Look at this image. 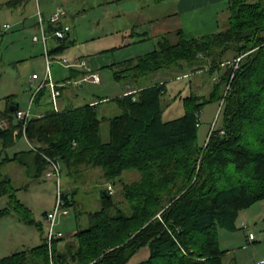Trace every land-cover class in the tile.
Returning <instances> with one entry per match:
<instances>
[{
    "label": "trees",
    "instance_id": "16d2710c",
    "mask_svg": "<svg viewBox=\"0 0 264 264\" xmlns=\"http://www.w3.org/2000/svg\"><path fill=\"white\" fill-rule=\"evenodd\" d=\"M226 13L216 32L185 39L177 31L176 40L163 33L152 51L115 67L110 64L114 77L130 81L133 92L45 110L41 116L33 113L25 131L36 150L0 158V174L4 162L30 154L36 168L33 175L40 176L46 168L43 154L62 162L69 173L83 166L98 167L106 183L121 184L127 206L107 187L101 188L100 206L88 212L89 225L66 241L62 237L53 242L55 264H127L144 246L148 257L133 264H224L227 250L219 247L218 230H236L239 211L264 201V0H228ZM64 24L62 18L47 21L46 31L51 34ZM69 33L50 44L51 55L74 43ZM229 50L233 58L243 54L237 68L225 59ZM174 68L186 77L209 73L211 90L198 94L190 85L187 95L178 91L174 97L182 100L183 113L164 119L170 100L167 81L144 84L141 79ZM216 71L219 80L214 82ZM83 74L70 68L67 78L80 79ZM109 100L118 111L100 116V102ZM217 100H223L221 123L199 145L201 110ZM7 112L13 113L9 108ZM103 121L108 123L106 140L101 136ZM20 137L22 123L10 117L9 125L0 128L1 150ZM130 169L138 176L127 183L121 175ZM9 181L0 180V196L15 201L12 211L22 213L25 223L40 225L30 209L19 208L17 188ZM64 196L70 206L69 193ZM10 211L0 209V216ZM60 241L62 247L57 246ZM0 264H50L47 243L42 239L38 245L0 257Z\"/></svg>",
    "mask_w": 264,
    "mask_h": 264
},
{
    "label": "rangeland",
    "instance_id": "374dc122",
    "mask_svg": "<svg viewBox=\"0 0 264 264\" xmlns=\"http://www.w3.org/2000/svg\"><path fill=\"white\" fill-rule=\"evenodd\" d=\"M27 1L36 2V0H26L24 5L18 6V8L26 7V16L30 12L29 7L34 4L32 2V4L26 6ZM37 1L41 7L40 11L47 19L53 12L56 3L59 2L66 7L67 21L72 31L77 32L76 36L71 35V37L75 38L73 45H78V49L88 59V66L96 70L100 75V83L96 84L86 81L84 82V87L74 85L71 82L73 79L67 78L69 76L67 67L59 59L52 58L50 61L51 80L58 82L66 79L71 80L69 82L65 81L66 85H64L58 98V108L78 106L93 99L102 102L101 98L107 97V99H110L121 94L123 89L125 90L129 86L127 84H130V88L133 87V84L129 83L130 81L128 80H117L109 65L113 64L115 67L119 62L124 61V59L129 57L135 58L137 55L156 47L157 39L155 38L149 39L145 44H129L126 47L119 46L122 41V35L117 34V30L119 28L123 29L128 25L130 26L133 23L134 9L136 7L134 5L135 1L119 2L117 0L116 4H113L116 0ZM0 2L2 1L0 0ZM5 10L7 9L4 6L0 7V110L4 107L3 97L9 94H14L12 96L13 100L18 102L20 108H26L33 88L37 84L35 80L30 79L31 73L35 72L43 76L45 71V57L40 53V49L42 53H44V50L42 45L33 43L32 41L30 25L33 20L35 21V18L24 19V24L17 25L13 14L8 15ZM35 11L37 19V9ZM5 22L9 23L10 26L12 25V27L6 30L3 29L2 24ZM36 45L39 46L38 49H34ZM36 50L38 51L35 52ZM71 51L73 50L69 52L71 53ZM69 52L65 53L64 56L66 58L70 57ZM233 54L234 52L229 50L225 55V59L231 61ZM242 56L243 54L235 58L240 57L241 59ZM231 64L235 68L233 62ZM168 71H171L173 75L181 73V70L178 68L167 69V71L160 70L141 79L144 84L159 81V78H164L163 81H167L168 90L166 96L170 100L167 101L168 104L165 106L163 112L164 119L177 117L183 113L182 100L179 97H174L178 91H181L182 95H187L191 89L190 85H193L194 91L198 94L207 95L211 90L209 81L212 76L209 73L204 71L195 72L179 80H173L166 79L163 76L162 72L169 75L170 72ZM215 77L216 80L214 82L219 80V72L216 71ZM50 99L49 94L46 92L41 98V105L38 106L37 103H32V109H53V103ZM222 101H213L203 106L197 131V142L199 145H203L207 136L211 133V122L216 116L218 118L215 127L221 123L222 111L221 108L219 111L218 109ZM101 102L98 106L100 116L113 115L118 111V106L114 101ZM107 135L108 123L107 121H103L101 123L102 139L106 140ZM29 148V143L23 137H20L16 139L6 152L12 155L15 151H26ZM2 154L0 148V158H2ZM1 171L0 180H7V178L11 177L9 183L17 188L15 196L21 203L19 208H33L34 211L33 213L31 212V215L40 224L37 226L27 224L24 221L22 223H16L15 220L11 221L13 217L17 218V216L20 219L22 213L12 212V208L14 205L16 206V203L10 196H0V208H4V206L9 207L11 209L9 213L12 212L13 214L0 219V256L3 257L4 255H9L11 250L14 252L25 249L29 238L33 236L39 238L41 231L44 232L45 223L41 213L44 210L52 208L54 205L55 183L52 178H46L44 173L40 176L27 174L25 168L16 161L4 162L1 166ZM61 171L63 187L67 189H75L76 187L72 203L69 206L70 212L66 217L61 218L59 225H57V229L59 228L63 232L65 241L71 237L75 230L86 228L89 225L88 212L97 210L100 206L101 188L107 187L109 190L111 187L114 199L120 200L122 206H127L122 197L121 184L106 183L100 168L83 166L78 171L75 168L69 173L61 162ZM137 176L138 171L130 169L122 172L121 178L124 182L130 183ZM236 225L237 229L234 231L222 228L218 230L219 247L227 250L223 256L224 264H264V201L255 202L249 207L240 210L236 217ZM6 231L7 233L5 234ZM249 233L254 235L253 239H248ZM22 237H24L23 244L19 243L15 246L12 243L10 244V248L4 245L6 241H17L18 238L20 240ZM3 246L7 249L6 251Z\"/></svg>",
    "mask_w": 264,
    "mask_h": 264
},
{
    "label": "crops",
    "instance_id": "0c3cea01",
    "mask_svg": "<svg viewBox=\"0 0 264 264\" xmlns=\"http://www.w3.org/2000/svg\"><path fill=\"white\" fill-rule=\"evenodd\" d=\"M2 2H0V7L4 6L7 10L6 13L8 15H12L14 19L16 20V24L20 25L21 23L24 24V19H28L31 17L35 18V21L33 20L32 24L30 25V31L33 34L37 33V29H38V22L36 19V9H41L38 1H32L34 4H32L31 1H27V5L32 4V6L29 7L30 12L29 14L26 16L25 14V8H18L19 5H24L26 0H1ZM15 1V2H13ZM129 1H135L136 7L134 9V21L133 23L129 26H126L125 28H119L117 30V34H121L122 35V41L120 43L119 46L123 47L126 45H137V44H145L149 41V39L151 38H155L157 39V37L163 33H169L171 34V38L176 40L177 36L175 35V33L177 31H181L182 36L185 39H190L192 37H196V36H202V35H207L213 32H216L219 27L220 24L223 23V19L226 17L227 15V6H228V0H119V2H129ZM117 0L113 3L116 4ZM57 4H61V3H56ZM55 5V6H56ZM62 5V4H61ZM63 6V5H62ZM55 8V7H54ZM65 10V15L62 17V20H64L65 23L69 24L67 21V9L66 7H64ZM16 9V10H15ZM43 15V13H42ZM48 15V14H47ZM45 18V15H43ZM47 17V16H46ZM47 19V18H45ZM45 22H47V20H45ZM5 24H9L7 22L2 24V28L3 29H8L9 27L11 28L12 25L8 28H5L4 25ZM45 25L47 26V23H45ZM14 26V25H13ZM71 27V26H70ZM77 32H73L72 28L70 29V33L68 36V39H72L73 41L75 40L74 37H71V35L73 34V36H76ZM33 41V40H32ZM33 43H37L40 44L39 42H33ZM55 40L52 38H49V40L47 41V47L49 49L50 44H54ZM78 45H70L69 47L65 48L62 52L58 53V54H54L52 55L53 58H61V57H65V53L70 50L71 53L70 57L67 58V60L69 61V63H77V62H81L84 61L85 63H87L88 65V59L86 58L85 54L83 52H81L78 47ZM38 45L34 46V49H38ZM103 47V46H102ZM41 48V47H40ZM101 48V47H100ZM153 49L149 50L152 51ZM38 50H36L35 52H37ZM149 51H146L140 55H143ZM40 53L44 55V53H42V50L40 49ZM139 56V55H137ZM233 57V55H232ZM66 58V57H65ZM134 58V57H133ZM127 59H131L130 57ZM124 59V60H127ZM234 59V58H233ZM123 61V60H122ZM121 61V62H122ZM67 69L69 70L70 68H74L76 70H80L84 73V71L76 66H66ZM92 72H95L99 75V73L96 70H93L91 68ZM171 70V69H168ZM46 71V70H45ZM45 71L43 73V76H40L39 74L38 77L35 80V82L38 84L40 82V80H42L45 76ZM51 71V70H50ZM162 71V70H161ZM163 71H167V70H163ZM170 72V76L166 75L165 72H162L163 76H165L166 79H173V80H179L183 77H186V74L184 73V71H181V73H176V74H172L171 71ZM33 73V72H32ZM31 73V74H32ZM100 77V75H99ZM31 79V78H30ZM150 79V78H149ZM148 79V80H149ZM77 79L71 81L74 82ZM159 82L163 81L164 78H159L158 79ZM58 82V81H57ZM58 83H62L64 85H66V82L64 80L58 82ZM80 84H83L80 87H84V82L81 81L79 82ZM79 83L77 84L79 86ZM100 83V81L98 82ZM150 83H153L150 82ZM97 84V83H96ZM127 87V89H133L134 87L130 88V84ZM127 89H123V91L121 92V94H124V92ZM43 92L39 94V99L37 102H33V103H37L38 106L41 105V98L44 96V94L47 92L49 94V97L51 98V92L50 89L48 87H44L42 88ZM62 91V90H60ZM32 94V93H31ZM61 95V94H60ZM120 95V94H119ZM14 94H9L3 97L4 100V107L0 110V128L4 129L9 125L10 122V117L11 120H13L14 122L17 121L14 115V111H12L10 109L11 105H15L16 104L19 106L17 101L13 100ZM31 98V96H30ZM107 98V97H104ZM51 100V99H50ZM8 108L13 112L11 114V116L8 114L7 110ZM33 113L38 114V113H42L45 111V109H39V110H35L32 109ZM12 146V145H11ZM9 146V147H11ZM9 147L3 148L2 149V157L3 156H12L9 155L6 150L9 149ZM19 159V161L17 160H10V161H16L19 164H21L24 168L25 171L27 172V174H31L33 175L34 172L36 171L34 162H33V157L28 154L26 155H18L17 156ZM10 161H6L10 162ZM23 162H26L27 164H24ZM2 166V165H1ZM100 171V170H99ZM2 173V171H1ZM9 179L11 180V177H9ZM70 195L71 197V201L73 200V196L76 190L73 188H64ZM16 194V193H15ZM2 196H8V195H2ZM5 207V206H4ZM3 207H1L0 209H2ZM28 209H30V211L33 213V208L29 207ZM14 212V211H12ZM11 213L7 214V215H1L0 219L4 218L5 216H9V215H13ZM41 215L43 216V220H44V215H43V211L41 213ZM12 220H15L16 223L18 222H23V220L20 218L19 216H17V218H12ZM10 221V220H9ZM5 222H7V220H5ZM7 233V231L5 232V234ZM24 237H22L20 240L18 238L17 241H11V242H5V246L10 248V244H14L15 246L19 243L23 244L22 241ZM42 239H44V232H42L40 234V237L38 238L37 236H33L32 238H29V241L26 242V248L28 249L32 246L38 245L39 243L42 242ZM27 240V238H26ZM64 244L63 241H60L57 243V246L62 247ZM4 248V246H3ZM5 251L7 250L6 248H4ZM23 250V249H22ZM13 253V251H10ZM16 252V251H14ZM149 255V250L146 246L141 247L128 261L127 264H133L136 262H139L141 260H144L148 257ZM5 256V255H4ZM2 257V256H0Z\"/></svg>",
    "mask_w": 264,
    "mask_h": 264
},
{
    "label": "built area",
    "instance_id": "2783aa9c",
    "mask_svg": "<svg viewBox=\"0 0 264 264\" xmlns=\"http://www.w3.org/2000/svg\"><path fill=\"white\" fill-rule=\"evenodd\" d=\"M65 15V10L61 4H57L53 10V12L48 17L47 21H50L52 23L58 22L61 20V18ZM37 22H38V32L32 35L33 42H39L41 43L43 50H44V57H45V76L38 84L35 85L33 88L31 98L29 100V103L27 104L26 108H16L14 111V115L16 120L20 121L22 123V137L29 143V147L32 150H36L35 146L30 142V140L26 136V123L28 119L33 115L32 111V103L33 98L37 94V92L44 88L48 87L51 92V100L53 103V107L55 110H58V98L61 94L60 86L64 85L62 83H58L57 81L51 80L50 76V70H51V64L50 61L52 60L53 56L49 53L48 47H47V41L49 38H52L54 40L63 39L66 36V33H68L71 29L70 25L65 23L61 28L56 29L51 34H48L46 31V25L45 19L42 15V12L40 9L37 8ZM5 28L9 27V24L4 25ZM59 61L64 64L65 66H76L84 71V74L80 79H77L76 81L72 82L74 85H77L81 81H89L92 83H98L100 81V77L97 73L92 72L91 68L85 63L84 61L77 62V63H69L67 58L62 57L58 58ZM240 57L232 59L231 61H228L229 63H232L235 65V68L237 67V63L239 61ZM38 77L37 73L33 72L31 74V79L34 80ZM134 89H127L124 94L133 92ZM221 108V104L219 106L218 111ZM42 113H38V116H41ZM218 114V112H217ZM217 116L214 118V120L211 122V128H215V124L217 121ZM208 138V136H207ZM45 161H46V168L44 170V176L46 178H52L55 183V202L52 208L46 210V214L44 215V223H45V230H44V240L47 243V248L49 252V261L50 264H55L53 260V253H52V244L55 240L63 237V232L58 228L57 225L60 223V219L66 217L69 212L70 208L67 205V199L65 198L64 194L66 190L64 189L62 185L61 180V164L59 160H56L54 158H51L49 156L43 155ZM109 192L111 193V187L109 188ZM245 227V225H243ZM254 235L252 233L248 234V239H253Z\"/></svg>",
    "mask_w": 264,
    "mask_h": 264
},
{
    "label": "water",
    "instance_id": "95a60500",
    "mask_svg": "<svg viewBox=\"0 0 264 264\" xmlns=\"http://www.w3.org/2000/svg\"><path fill=\"white\" fill-rule=\"evenodd\" d=\"M83 84H79V86H82ZM10 109L12 110V111H15L16 110V106L15 105H11V107H10ZM8 179V178H7ZM46 214V210H44L43 211V215H45Z\"/></svg>",
    "mask_w": 264,
    "mask_h": 264
}]
</instances>
